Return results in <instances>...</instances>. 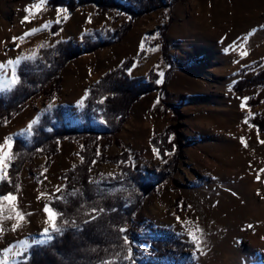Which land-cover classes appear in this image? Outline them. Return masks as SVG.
Returning a JSON list of instances; mask_svg holds the SVG:
<instances>
[{
  "label": "rangeland",
  "instance_id": "obj_1",
  "mask_svg": "<svg viewBox=\"0 0 264 264\" xmlns=\"http://www.w3.org/2000/svg\"><path fill=\"white\" fill-rule=\"evenodd\" d=\"M38 3L0 0V62L37 54L60 40L108 43L69 59L58 76L0 119V144L9 136L31 142L21 130L42 114L45 129L62 124L108 130L99 105L104 95L81 110L86 90L125 61L132 77L156 82L163 71L160 87L132 100L118 130L89 134L95 148L91 178L99 186L128 199L135 175L126 176L123 166L153 176L129 222L134 236L128 264H264V82L237 84L264 69V0H165L133 18L95 2L69 10L45 0L37 11ZM47 21L53 23L46 30L13 41ZM38 63L27 60L26 66ZM242 97H249L243 109ZM54 140L32 151L19 171V192L13 193L24 219L33 220V212L73 183L63 171L81 160L84 135ZM0 218L4 249L21 236H15V213L7 204ZM32 220V237L51 227L37 228ZM197 227L203 230L199 251L187 234ZM113 253L123 262L127 250Z\"/></svg>",
  "mask_w": 264,
  "mask_h": 264
},
{
  "label": "trees",
  "instance_id": "obj_2",
  "mask_svg": "<svg viewBox=\"0 0 264 264\" xmlns=\"http://www.w3.org/2000/svg\"><path fill=\"white\" fill-rule=\"evenodd\" d=\"M129 1L131 2L129 4L117 0H49V3L64 5L69 10H74L80 5L95 2L99 9L118 8L128 12L131 18L165 5V0ZM57 26L59 24L54 23L52 28L55 29ZM127 28L128 26H125L124 30ZM107 43L108 41H85L80 46L70 40H60L50 47L41 48L36 54V59L31 60V62L38 61L37 66H30L31 63L26 66L27 60L23 61L18 69L19 83L11 91L0 92V119L8 118L53 76H58V71L69 59ZM163 46L165 52V43ZM127 65L125 61L120 66L103 72L87 89L86 98V93L83 95L84 105L81 110L89 109L100 96L104 95L103 102L99 105L103 108L102 115L109 126L108 130H96L89 125L79 129L78 125L62 124L45 129L42 122L44 114H42L38 123L33 126L31 142L27 143L21 137L14 138L11 152L15 158L11 160V167L7 169L11 184L7 181L0 183V194L15 191L23 162L39 145L53 144L54 139L63 136L84 135L81 160L63 171V176L71 177L72 174V185L63 188L59 194L53 195L48 200L49 206L59 213L55 223L57 226H63L65 230L62 235L53 233L54 239L49 243L31 247L28 264H103L110 260L115 261V264L129 263V260L120 261L113 251L123 246V235H127L129 241L133 239L134 233L129 222L140 205V195L152 187L153 176L139 170L135 172L130 165L123 166L121 172H126V176L135 175V183H132L131 188L135 193L128 199L121 191L99 186L91 178L90 167L95 148L90 145L89 136L90 133L108 134L118 130L132 100L144 92L160 87V83L153 82L154 79L146 80L145 76H130L126 69ZM240 82L243 84L264 82V69L243 81L238 80L237 84ZM165 131H168V128H165ZM159 135L164 139L167 136L164 131ZM156 180L160 181L161 177H157ZM74 190L76 194L72 195ZM61 196L64 199L57 198ZM65 220L69 222L67 225L64 224ZM73 222L77 227L72 226ZM120 227H126V233H120L118 231ZM174 241L183 243L178 238ZM27 255L28 253H25V256Z\"/></svg>",
  "mask_w": 264,
  "mask_h": 264
},
{
  "label": "snow or ice",
  "instance_id": "obj_3",
  "mask_svg": "<svg viewBox=\"0 0 264 264\" xmlns=\"http://www.w3.org/2000/svg\"><path fill=\"white\" fill-rule=\"evenodd\" d=\"M45 0H40V3L35 5V8L37 11H39L40 4L44 3ZM24 21H29V17L26 15L24 17ZM30 22V21H29ZM56 22H59L57 20ZM53 23L52 21H47L44 24L40 25L38 28H32L28 32L24 33L21 37H13V41L16 39L23 40L24 37L33 35L39 31H44L46 30L49 25ZM234 44L236 43L235 41L233 42ZM44 47H47L48 45H43ZM19 47V45H17ZM143 47V45H142ZM241 49L243 46H240ZM227 51V49H225ZM241 56L247 55L246 51L241 50ZM36 59V53H33L32 55L29 56H18L15 59H8L7 61L0 62V92L3 91H11L12 88L15 87L17 83H19V76H18V69L20 64L23 61L26 60H35ZM6 66H10V72L11 75L8 76L6 72ZM159 76L161 79H158L156 83H161L162 78L164 76L163 71H159ZM87 96V90L85 94V98ZM84 98H82L83 100ZM106 99V98H105ZM249 99V97H242V103H241V108L243 109L246 106V101ZM101 103L103 100L100 101ZM79 103V102H78ZM247 122V118L245 120ZM38 123V119H34L31 122H29V125L27 128L21 130V134H31L33 126ZM241 143L247 147V143L245 141L244 137L240 138ZM261 143H264V141H261ZM14 147V136H9L6 137L3 144H0V183H3L7 181L9 184H11V178L8 177L7 175V169L11 167V160L14 159L15 157L12 155L11 149ZM7 148V150H5ZM155 151V150H154ZM83 159V158H82ZM261 172H264V169L260 170ZM260 177L257 175V180H259ZM19 185H16V191L19 192ZM57 191H60L59 187L57 188ZM76 192L75 190L72 192V195H75ZM41 196L44 195V193L40 194ZM58 199H64V197H57ZM39 199V197H38ZM18 202V196L14 194L13 192L9 191L7 193L0 194V213L3 212L5 204L8 205V207L15 213V219L16 223L12 225L13 231H15L18 227L21 226L20 222L24 220L25 218V213H23L17 206ZM183 205H181V208ZM191 207V206H189ZM43 211L46 215V223L50 225L51 227H45L42 232L39 234L38 238H31V237H26L23 240H18L14 242L13 244H10L8 247L4 249H0V264H28V260L31 258V254L29 252V249L33 247L34 245H45L49 243L52 239H54L53 233H59L63 234L64 232V227L63 226H57L55 223L56 217L59 215L54 209H52L49 204H45ZM95 211V209H93ZM103 211V209H101ZM28 215H31V213H28ZM9 219H12L13 217H8ZM2 219V218H0ZM95 219V217H93ZM177 220L179 221L180 218L177 217ZM88 221H85L87 223ZM69 222L67 220L64 221V224L67 225ZM188 223H192L191 221H188ZM73 227H77L75 223L73 222L72 224ZM251 227V226H249ZM120 233H126L127 229L126 227H120L118 229ZM189 238L193 241L196 250L199 251L201 248L202 244V236H203V230L199 229L198 227L193 229L189 228L187 232ZM122 239L124 241L123 247L126 248L127 254L123 256L124 260H132V249L129 246L130 241L127 237V235H123ZM25 253H28L27 256H25ZM119 256V254H117ZM23 258V259H21ZM103 264H115V261L110 260V261H105ZM134 264V262H133Z\"/></svg>",
  "mask_w": 264,
  "mask_h": 264
},
{
  "label": "bare ground",
  "instance_id": "obj_4",
  "mask_svg": "<svg viewBox=\"0 0 264 264\" xmlns=\"http://www.w3.org/2000/svg\"><path fill=\"white\" fill-rule=\"evenodd\" d=\"M6 72H7L8 76L11 75L10 66L7 68ZM31 216H32L33 220L35 221V226L37 228H42L43 226L46 225V215H45V213L43 211V208L42 209H38L37 211L33 212ZM30 220H32V219L28 220V218H27V219L22 220L20 222L21 226L18 227L14 231L16 237L21 236L19 240H21V239L23 240L26 237L35 238V237H32V233L34 232V228H33L34 226L31 224ZM34 221H33V223H34ZM22 235L25 236V237L22 238L23 237Z\"/></svg>",
  "mask_w": 264,
  "mask_h": 264
},
{
  "label": "crops",
  "instance_id": "obj_5",
  "mask_svg": "<svg viewBox=\"0 0 264 264\" xmlns=\"http://www.w3.org/2000/svg\"><path fill=\"white\" fill-rule=\"evenodd\" d=\"M83 95V94H82Z\"/></svg>",
  "mask_w": 264,
  "mask_h": 264
}]
</instances>
